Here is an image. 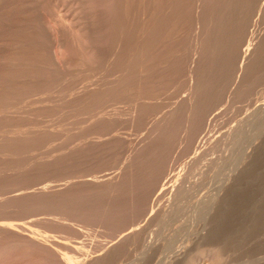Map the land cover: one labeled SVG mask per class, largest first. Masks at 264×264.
Segmentation results:
<instances>
[{"label": "rangeland", "instance_id": "374dc122", "mask_svg": "<svg viewBox=\"0 0 264 264\" xmlns=\"http://www.w3.org/2000/svg\"><path fill=\"white\" fill-rule=\"evenodd\" d=\"M155 1L0 0V224L28 229H0V264L80 263L131 227L94 263L264 264V0H183L179 21ZM196 8L225 13L197 24ZM196 31L212 44L196 49Z\"/></svg>", "mask_w": 264, "mask_h": 264}, {"label": "bare ground", "instance_id": "6f19581e", "mask_svg": "<svg viewBox=\"0 0 264 264\" xmlns=\"http://www.w3.org/2000/svg\"><path fill=\"white\" fill-rule=\"evenodd\" d=\"M154 1H155V0H154ZM157 1H159L158 3H160V4L157 3L156 5H161V6H160L161 9H160V8H157V6H156V8H157L158 10H159V9L161 10V12L163 13V14H162V13H161V14H162L163 16L166 15L167 18H168V17H169V18H174L173 21H174V20L177 21L178 18H182V17H180L181 14H182V11L184 12V11L186 10L185 7L183 6V0H157ZM191 1H192V0H191ZM200 1H201V0H200ZM204 1L206 2V0H204ZM204 1H203V3H205ZM207 1H208V0H207ZM211 1H213V0H211ZM211 1H208V2H211ZM143 2H144V1H143ZM188 2H189V1H188ZM151 3H153V2L151 1ZM155 3H156V1H155ZM155 3H153V4L155 5ZM185 3H187V1H186ZM192 3H194V5H195V2H192ZM196 3H197V2H196ZM198 3H199V2H198ZM206 3H207V2H206ZM142 4H143V3H142ZM189 4H190V3H188V5H189ZM199 4H200V3H199ZM201 4H202V3H201ZM221 4L224 5V4H226V3H223V2H222ZM227 4H228V3H227ZM232 4H233V2H232ZM154 5H153V6H154ZM186 5H187V4H186ZM186 5H185V6H186ZM188 5H187V6H188ZM191 5H193V4H191ZM191 5H189L188 7H191ZM194 5H193L191 8H189L190 11H191V9H193V8L195 9ZM216 5H217V4H216ZM216 5H212V7H213V6H216ZM219 5H220V3H219ZM219 5H218V6H219ZM223 5H220V6L222 7ZM228 5H229V4H228ZM237 5H238V4H237ZM187 6H186V7H187ZM200 6H201V5H200ZM200 6H199V7H200ZM203 6H204V7H202V6H201V7H202V8H205V7H206V9H207V6H206L205 4H204ZM229 6H230V5H229ZM240 6H241V5H240ZM150 7H151V6H150ZM188 7H187V8H188ZM196 7H197V5H196ZM221 7H220V8H221ZM230 7H231V9H232V5H231ZM230 7H229V8H230ZM143 8H144V7H143ZM215 8L217 9V6H216ZM218 8H219V7H218ZM220 8H219L218 10L222 11V9H220ZM222 8L224 9V8H226V6H224V7H222ZM152 9H153V8H152ZM154 9H155V6H154ZM157 9H156V10H157ZM182 9H185V10H182ZM196 9H197L198 11H197V10H196L197 12L195 11V12H196V14H195L196 19H194V21L197 20L198 22L196 21V23L198 24V23L200 22V21H199V18H200V16L202 17L203 14L201 15V14L199 13L201 8H200V9L196 8ZM206 9H205V10H206ZM208 9H210V8L208 7ZM216 9L213 8L212 11H213V10L215 11ZM234 9H235V8H234ZM234 9H232V10H234ZM146 10H147V9H146ZM146 10H145V8H144V11H145V12H143V15H142V21H143L142 25H143V26H142V28L140 29L141 31H139V32L141 33V34H140L141 36H140V38H139V39H140V45H141V47L143 48V50H144V49L147 50V48H149L150 46H152V45H150V42H151L150 39H152V38H150V36H149V31H150L151 28H148V26H146V21L149 22L147 17H148L150 14H147V11H146ZM202 10H204V9H202ZM202 10H201V11H202ZM218 10L215 12L216 14H217ZM232 10L229 11V13L231 14V16H230V14H229V15L227 14V13H228V10H227L226 14L228 15V18H229V17H233V18H234V16L238 15V14H236V15L232 16ZM148 11H150V10H148ZM151 11H152V10H151ZM186 11H187V12H186ZM186 11H185V13H183V14H186V13L189 14V13H190V11H189V13H188V10H186ZM193 11H194V10H193ZM207 11H208V13L211 14V12H210L211 9H210V11H209V10H207ZM207 11H205L204 13L206 14ZM220 11H219V12H220ZM152 12H153V11H152ZM157 12H158V11H157ZM195 12H194V13H195ZM238 12H239V11H238ZM148 13H149V12H148ZM153 13H154V12H153ZM164 13H165V14H164ZM192 13H193V12H192ZM194 13H193L192 15H194ZM215 13L213 14V12H212V14H211L212 17H215V16H214ZM220 13H221V14H220ZM220 13H219V14H220L221 16L219 15V17H218V14H217V16H216V17H217V18H216L217 20H218L220 17L223 16V14L225 13V11H224L223 13H222V12H220ZM155 14H156V13H155ZM157 14H159L160 17L162 16L160 13H157ZM190 14H191V13H190ZM199 14H200V15H199ZM205 14H204V15H205ZM210 14H208V15H210ZM204 15H203V16H204ZM227 15H224V16H225L224 18H226ZM182 16H183V15H182ZM185 16H186V15H184V17H185ZM205 16H206V15H205ZM205 16H204V17H205ZM150 17H151V16H150ZM156 17H157V16H156ZM191 17L194 18V16H190L189 19H190ZM207 17L209 18V16H207ZM207 17H205V18L208 19ZM236 17H240V16L238 15V16H236ZM153 18H154V17H153ZM153 18H152V20H153ZM161 18H163V17H161ZM192 18H191V19H192ZM154 19H155V18H154ZM186 19H187V18H186ZM191 19H190V20H191ZM202 19H204V18L202 17ZM206 19H205V20H206ZM211 19H212V18H211ZM229 19H230V18H229ZM234 19H235V18H234ZM234 19H233V21H234ZM236 19H237V18H236ZM240 19H241V18H240ZM240 19H239V20H240ZM170 20H171V19H170ZM170 20L168 19V22H169ZM179 20H180V19H178V21H179ZM184 20H185V19H183V20H181V21H184ZM212 20H214V18H213ZM224 20H226V19H224ZM155 21H156V20H155ZM161 21L164 22L162 19H161L159 22H161ZM165 21H166V20H165ZM187 21H188V19L186 20V22H187ZM231 21H232V18H231ZM235 21H236V20H235ZM240 21H241V20H240ZM168 22H167V23H168ZM186 22H182V23H184V25H185V24L187 25L188 23H186ZM188 22H189V21H188ZM191 22H193V20H192ZM207 22H209V21L207 20ZM218 22H219V21H218ZM218 22H217V23H218ZM220 22H221V21H220ZM229 22H230V20H229ZM241 22H242V21H241ZM172 23H174V22H172ZM177 23H178V22H177ZM179 23H180V22H179ZM179 23H178V24H179ZM182 23H181V24H182ZM196 23H195V24H194V22L192 23V24L195 25V27H194L195 30L197 29V27H196ZM201 23L204 24L203 22H201ZM214 23H216V22L214 21ZM214 23H213V24H214ZM227 23H228V20L226 21L225 24H227ZM230 23H231V22H230ZM230 23L227 24L228 27L226 26V28H229ZM168 24H169V23H168ZM170 24H171V23H170ZM208 24H209V23H207V25H208ZM233 24L235 25V23H233ZM151 25H152V23H151ZM153 25H154V24H153ZM160 25H161V24H160ZM182 25H183V24H182ZM186 25H185V26H186ZM189 25H190V24H189ZM200 25H201V24H200ZM209 25H211V23H210ZM209 25H208V27H210V28L215 26V25H214V26H213V25H212V26H209ZM220 25H221V24H220ZM231 25H232V24H231ZM231 25H230V26H231ZM234 25H233V27H234ZM237 25H238V23H237ZM169 26H170V25H169ZM177 26H178V25H177ZM185 26H183V27H184V30H185ZM201 26H203V25H201ZM216 26L218 27L219 25H216ZM216 26H215V27H216ZM164 27H165V26H164ZM190 27H192V26L190 25ZM215 27H214V28H215ZM219 27H220V28H224V27H222V25L219 26ZM219 27H218L217 29L220 30ZM231 27H232V26H231ZM233 27H232V28H233ZM237 27H239V26H237ZM162 28H163V27H162ZM170 28L172 29V26H171ZM173 28H174V27H173ZM187 28H188V27H187ZM202 28L205 29V26H203ZM232 28H230V29L232 30ZM235 28H236V25H235ZM164 29H165V28H164ZM192 29H193V28H192ZM207 29H209V28H207ZM211 29H212V28H211ZM217 29L215 28V29H213V30L216 31ZM154 30H155V29H154ZM169 30H170V29H169ZM172 30H173V29H172ZM180 30H181V29H180ZM186 30H187V29H186ZM186 30H185V31H186ZM190 30H191V29H190ZM195 30H194V31H195ZM205 30H206V29H205ZM213 30H211L212 33L214 32ZM228 30H229V29H228ZM231 30H230V33H233V31L231 32ZM160 31H161V30H160ZM182 31H183V30H182ZM206 31H207V30H206ZM222 31L224 32V29H221V32L217 31V32H215V33H216V34H218V32H219V33H222ZM225 31H226V30H225ZM168 32H169V31H168ZM173 32H175V31H173ZM251 32H252V31H251ZM251 32H250V33H251ZM152 33L154 34L153 31H152ZM160 33H161V32H160ZM166 33H167V32H166ZM170 33H171V32H170ZM177 33H178V34H180V33L183 34V32H180V33L177 32ZM177 33H176V34H177ZM184 33L187 34V32H184ZM190 33H191V32H190ZM205 33H206V32H205ZM205 33H203V32H199V31H196L195 34H193L194 37H193V36H192V37L195 38V43H194V44H195L196 49H199V50H200V48L203 47V45H204L203 42H204V39H205L204 36L206 37V36L208 35L209 30H208V33H206L207 35H206ZM215 33H214V34H215ZM224 33L226 34V32H224ZM224 33H223V34H224ZM235 33H237V31L234 32V34H235ZM158 34H159V33H158ZM161 34H164V33H161ZM204 34H205V35H204ZM216 34H215V35H216ZM223 34H222V35H223ZM234 34H231L232 37H233ZM168 35H170V34L168 33ZM174 35H175V34H174ZM184 35H185V34H184ZM190 35H191V34H190ZM210 35H212L211 32H210ZM244 35H245V34H244ZM244 35H243V36H244ZM152 36H153V35H152ZM155 36H156V35H155ZM171 36H172V35H171ZM171 36H170V37H171ZM176 36H177V35H176ZM225 36H226V37H227V36L229 37V33L227 32V35H225ZM249 36H250V35H249ZM249 36H245V37L241 40V42H245V43H246V40L248 39ZM165 37H166V35H165ZM173 37H174V36H173ZM173 37H171V38H173ZM186 37H187V35H186ZM208 37H211V36L208 35V36H207V39H208ZM235 37H236V35H235ZM153 38H154V37H153ZM155 38H156V37H155ZM161 38H162V37H161ZM167 38H168V36H167ZM175 38H176V37H175ZM175 38H174V40H175ZM177 38H178V37H177ZM177 38H176V39H177ZM180 38H181V36H180ZM184 38H185V37H184ZM187 38H188V37H187ZM190 38H191V37H190ZM190 38H189V39H190ZM213 38H214V37H213ZM219 38H220V37H219ZM230 38H231V37H229V39H228V38H227V39L225 38V39H226V40H229V41L232 40V39H234V37H233L232 39H230ZM250 38H251V36H250ZM157 39H158V38H157ZM157 39H156V40H157ZM163 39L165 40V38H163ZM163 39H162V40H163ZM168 39H169V38H168ZM168 39H167V40H168ZM210 39H211V38H210ZM214 39H217V41H218V38H217V37H215ZM223 39H224V38H223ZM223 39L220 38V40H223ZM158 40H159V39H158ZM170 40H172V39H170ZM180 40H181V39H180ZM186 40H187V39H186ZM190 40H191V39H190ZM211 40H212V39H211ZM176 41H177V40H176ZM176 41L174 42L175 44H176ZM188 41H189V40H188ZM188 41H187V42H188ZM206 41H210V40L208 39V40H206ZM212 41H214V40H212ZM232 41H233V44H234V43H235L234 40H232ZM248 41H249V39H248ZM152 42H153V41H152ZM152 42H151V43H152ZM156 42H157V41H156ZM161 42H162V41H161ZM164 42H165V41H164ZM179 42H180V41H179ZM183 42H185V41L183 40ZM193 42H194V41H193ZM210 42H211V41H210ZM214 42H216V41H214ZM214 42H213V43H214ZM224 42H226V41H224ZM167 43H169V42H167ZM181 43H182V41H181ZM218 43H219V42H218ZM218 43H217V44H218ZM153 44H154V42H153ZM156 44H157V43H156ZM162 44H163V42H162ZM165 44H166V43H165ZM177 44H178V43H177ZM182 44H183V43H182ZM194 44H193V46H194ZM211 44H212V42H211ZM211 44H210V45H211ZM215 44H216V43H215ZM215 44H213V45H215ZM217 44H216V45H217ZM221 44H222V48H225V47H223V46H226V45L228 46L227 43L224 44V43L222 42ZM223 44H224V45H223ZM131 45H133V43H131ZM160 45H161V43H160ZM160 45L157 44V46H159V47H160ZM167 45H168V44H167ZM183 45H184V44H183ZM183 45H182V46H183ZM216 45H215V46H216ZM242 45H243V44H242ZM246 45H247V44H246ZM128 46H129V44H128ZM155 46H156V45H155ZM171 46H172V44H171ZM171 46H170V47H171ZM175 46H176V45H175ZM175 46H174V47H175ZM179 46H180V45H179ZM179 46H178V47H179ZM182 46H180V47H182ZM190 46H191V45H190ZM215 46H214V47H215ZM218 46H219V48L221 47L220 45H218ZM218 46H217V47H218ZM247 46H248V45H247ZM129 47L131 48V46H129ZM163 47L166 48L165 45H164ZM174 47H173V51H172V52H174ZM176 47H177V46H176ZM180 47H179V48H180ZM184 47H185V46H184ZM209 47H210V46H209ZM214 47H213V48H214ZM217 47H216V49H217ZM229 47L231 48V46H229ZM150 48H151V47H150ZM161 48H162V47H161ZM171 48H172V47H171ZM171 48H170V49H171ZM252 48H253V47H252ZM252 48H251V46L249 45L245 50H242V51H243V54H242V59H243V60H241V62H242L241 70L245 67L244 64H245V62H247V61H245V60H246V59L248 60V57H249L250 55H252V53L254 52V50H253ZM154 49H156V48H154ZM154 49H153V51H154ZM181 49H182V48H181ZM181 49H179V50H181ZM186 49H187V46H186ZM189 49H190V48H189ZM191 49H192V47H191ZM211 49H212V47H211ZM214 49H215V48H214ZM226 49L228 50L229 48L226 47ZM145 50H144V51H145ZM187 50H188V49H187ZM187 50H186V51H187ZM199 50H198V51H199ZM207 50H208V49H207ZM207 50H206V51H207ZM221 50H222V52H223L224 49H221V48H220V50L218 49V51H221ZM229 50H230V49H229ZM229 50H228V51H229ZM150 51H151V50H150ZM158 51L160 52V49H158ZM161 51H162V50H161ZM169 51H170V52H169ZM188 51H189V50H188ZM200 51H201V50H200ZM211 51H212V50H211ZM224 51H225V50H224ZM137 52H138V51H137ZM151 52H152V51H151ZM159 52H158V53H159ZM168 52L171 53V50H168ZM176 52H177V51H176ZM179 52H180V51H179ZM184 52H185V51H184ZM208 52H210V51H208ZM215 52H217V50H215ZM222 52H221V53H222ZM128 53H129V52H128ZM138 53H140V52H138ZM146 53H147V52H146ZM148 53H149V51H148ZM158 53H156V55H157ZM169 53H168V54H169ZM186 53H187V52H186ZM202 53H203V51H202ZM224 53H225V52H224ZM126 54H127V52H126ZM159 54H162V53H159ZM163 54H164V53H163ZM165 54H166V53H165ZM171 54H172V53H171ZM174 54H175V53H174ZM174 54H173V55H174ZM219 54H220V53H219ZM222 54H223V53H222ZM139 55H141V54H139ZM147 55H149V54H147ZM147 55H145V56H147ZM151 55H154V54H151ZM169 55H170V54H169ZM181 55H182V54H181ZM181 55H180V56H181ZM212 55H213V54H212ZM215 55H216V54H215ZM124 56H125V55H124ZM124 56H123V57H124ZM132 56H133V55H132ZM143 56H144V54H143ZM143 56H138V57H143ZM145 56H144V57H145ZM157 56H158V55H157ZM160 56H161V55H160ZM166 56H168V55H165V57H166ZM174 56H175V55H174ZM176 56H177V55H176ZM213 56H214V55H213ZM217 56H218V55H217ZM130 57H131V56H130ZM163 57H164V56H163ZM182 57H183V56H182ZM126 58H127V57H126ZM159 58H160V57H159ZM173 58H174V57H173ZM180 58H181V57H180ZM184 58H185V57H184ZM214 58H215V57H214ZM218 58H219V57H218ZM115 59H116V58H115ZM130 59H131V58H130ZM135 59H136V58H135ZM135 59H134V60H135ZM143 59H144V58H143ZM149 59H151V57H150ZM149 59H148V61H149ZM152 59H153V58H152ZM154 59H155V56H154ZM157 59H158V58H157ZM164 59H165V58H164ZM164 59L162 58L161 61L164 60ZM174 59H175V58H174ZM190 59H191V58H190ZM249 59H250V58H249ZM109 60H110V59H109ZM122 60H123V58H122ZM124 60H125V59H124ZM138 60H139V59H138ZM138 60H137V62L135 61V63H138ZM155 60H156V59H155ZM169 60H170V59H169ZM169 60H168V61H169ZM172 60H173V59H172ZM176 60H177V59H176ZM110 61H111V60H110ZM117 61H118V60H117ZM140 61H141V60H140ZM152 61H153V60H152ZM159 61H160V60H159ZM159 61H158V62H159ZM126 62H127V60H126ZM129 62H130V60H129ZM141 62H142V61H141ZM155 62H156V61H155ZM179 62H180V61H179ZM179 62H176V63H179ZM181 62H182V61H181ZM121 63H122V62H121ZM123 63H125V61H124ZM127 63H128V62H127ZM127 63H126V65H127ZM131 63H132V62H131ZM133 63H134V62H133ZM150 63H151V62H150ZM152 63H153V62H152ZM166 63L169 64V62H166ZM170 63H171V60H170ZM118 64H119V63H118ZM138 64H139V63H138ZM142 64H143V63H142ZM148 64H149V63H148ZM171 64H172V63H171ZM135 65H136V64H135ZM139 65H141V64H139ZM152 65H154V64H152ZM159 65H160V64H159ZM164 65H165V63H164ZM127 66H128V65H127ZM127 66H126V67H127ZM145 66H146V64H145ZM145 66L143 65L144 68H145ZM148 66H149V65H148ZM157 66H158V65H157ZM113 67H115V66H113ZM123 67H124V66H123ZM150 67H151V66H150ZM152 67L154 68V66H152ZM160 67H162V66H160ZM165 67L167 68V66H165ZM165 67H164V68H165ZM171 67H172V65H171ZM117 68H118V67H117ZM128 68H129V66H128ZM128 68H127V69H128ZM132 68H133V67H132ZM138 68H139V67H138ZM144 68H143V69H144ZM147 68H148V67H147ZM157 68H158V67H157ZM108 69H110V68H108ZM129 69H131V67H130ZM134 69H135V68H134ZM136 69H137V68H136ZM141 69H142V68H141ZM158 69H159V68H158ZM173 69H175V68H173ZM173 69H172V70H173ZM110 70H111V69H110ZM123 70H124V69H123ZM132 70H133V69H132ZM144 70H145V69H144ZM148 70H149V69H148ZM154 70H155V68H154ZM161 70H162V69H161ZM129 71H131V70H129ZM134 71H135V70H134ZM138 71H139V70H138ZM170 71H171V70H170ZM110 72H111V71H110ZM121 72H122V71H121ZM126 72H127V71H126ZM150 72H151V70H150ZM150 72H149V73H150ZM153 72H155V71H153ZM153 72H152V73H153ZM156 72H157V71H156ZM156 72H155V73H156ZM194 72H195V71H194ZM122 73H123V72H122ZM139 73H140V71H139ZM142 73H144V72H141V74H142ZM146 73L148 74L147 71H146ZM162 73H163V72H162ZM164 73H165V72H164ZM130 74H132V73H130ZM166 74H167V73H166ZM114 75H115V74H114ZM117 75H119V74H117ZM126 75H127V74H126ZM138 75H139V74H138ZM148 75H149V74H148ZM164 75H165V74H164ZM109 76H110V75H109ZM115 76H116V75H115ZM142 76H143V74H142ZM159 76H160V74H159L157 77H159ZM166 76H167V75H166ZM110 77H111V76H110ZM120 77H122V75H120ZM129 77H130V75H129ZM129 77H128V78H129ZM140 77H141V76H140ZM140 77H139V79H140ZM144 77H145V75H144ZM146 77H147V76H146ZM154 77H156V76H154ZM164 77H165V76H164ZM122 78H123V77H122ZM141 78H142V77H141ZM149 78H150V77H149ZM151 78H153V77L151 76ZM151 78H150V80H151ZM117 79H118V78H116V80H117ZM129 79H130V78H129ZM143 79H144V81H145V78H143ZM143 79H142V80H143ZM147 79H148V78H146V80H147ZM154 79H156V78H154ZM163 79H164V78H163ZM107 80H108V79H107ZM109 80H110V79H109ZM114 80H115V79H114ZM123 80H124V79H123ZM126 80H128V79L126 78ZM148 80H149V79H148ZM152 80H153V79H152ZM157 80H158V79H157ZM110 81H111V80H110ZM119 81H121V80H119ZM144 81H143V82H144ZM158 81H159V80H158ZM112 82H113V81H112ZM115 82H116V81H115ZM121 82H122V81H121ZM124 82L126 83V81H124ZM124 82H123V83H124ZM141 82H142V81H141ZM148 82H150V81H148ZM163 83H164V82H163ZM108 84H109V83H108ZM110 84H112V83L110 82ZM121 84H122V83H121ZM126 84H127V83H126ZM144 84H145V83H144ZM146 84H147V83H146ZM154 85H155V84H154ZM117 86H118V84H117ZM124 86H125V85H124ZM111 87H112V86H111ZM149 87H150V86H149ZM157 87H158V85H157ZM123 88H124V87H123ZM152 88H154V86H152ZM111 89H112V88H111ZM121 89H122V88H121ZM124 89H125V88H124ZM156 89H157V88H156ZM156 89H155V90H156ZM113 90H114V88H113ZM113 90H112V91H113ZM115 90H116V89H115ZM118 90H119V89H118ZM125 90H126V89H125ZM141 90H142V89H141ZM150 90H151V89H150ZM109 91H110V90H109ZM109 91H108V93H109ZM148 91H149V90H148ZM124 92H126V91H124ZM119 93H120V92H119ZM154 93H156V91H155ZM123 94H124V93H122V95H123ZM106 95H107V94H106ZM114 95H115V94H114ZM118 96H119V95H118ZM124 98H125V95H124ZM114 99H115V98H114ZM185 99H186V98H185ZM106 100H107V99H106ZM147 100H148V99H147ZM113 101H114V100H113ZM115 101H116V100H115ZM117 101H119V100H117ZM130 101H131V99H130ZM130 101H129V102H130ZM183 102H184V101H183ZM185 102H187V101H185ZM108 103H111V100H110V102H108ZM114 103H116V102H114ZM119 103H120V102H119ZM131 103H132V102H131ZM131 103H129V105H128V100H127V102H126V104H127L128 106H130ZM98 104H99V103H97V106H99ZM117 104H118V102H117ZM83 105H84V104H83ZM102 105H103V104H102ZM102 105H101V106H102ZM110 105H111V104H110ZM110 105H109V106H110ZM133 105H134V103H133ZM81 106H82V105H81ZM86 106H87V105H86ZM88 106H89V105H88ZM94 106H95V105H94ZM121 106H122V105H121ZM76 107H77V106H76ZM95 107H96V106H95ZM103 107H104V106H103ZM116 107H117V106H116ZM78 108H79V107H78ZM87 108H88V107H87ZM104 108H105V107H104ZM108 108H109V107H108ZM113 108H115V107H113ZM123 108H124V106H123ZM111 109H112V107H111ZM128 109H129V108H128ZM76 110H78V109H76ZM76 110H75V111H76ZM106 110H107V109H106ZM119 110H121V109H119ZM119 110H117V112H118ZM78 111H79V110H78ZM83 111H84V109H83ZM98 111H99V110H98ZM107 111H109V110H107ZM114 111H115V110H114ZM121 111H122V110H121ZM76 112H77V111H76ZM95 113H96V112H95ZM99 113H100V112H99ZM81 114H82V113H81ZM83 114H84V113H83ZM93 114H94V113H93ZM93 114H92V115H93ZM123 114H124V112H123ZM79 115H80V114H79ZM112 115H113V114H112ZM117 115H118V114H117ZM120 115H121V114H120ZM125 115H126V114H125ZM77 116H78V115H77ZM99 116H100V115H99ZM107 116H108V115H107ZM95 117H96V116H95ZM119 117H120V116H119ZM123 117H124V116H123ZM88 118H89V117H88ZM115 118H116V117H115ZM76 119H77V118H76ZM79 119H80V118H79ZM96 119H97V118H96ZM113 119H114V118L112 117V120H113ZM89 120H91V119H89ZM108 120H109V119H108ZM119 120H120V118H119ZM113 121H114V124H115L116 120H113ZM77 122H78V121H77ZM81 122H82V121H81ZM84 122H85V121H84ZM84 122H83L82 124H84ZM78 123H79V122H78ZM118 123H119V122H118ZM110 125H111V124H110ZM115 125H116V124H115ZM78 128H79V126H78ZM113 128L115 129V127H113ZM92 137H93V136H92ZM261 138H262V137H261ZM89 139H90V138H89ZM94 140H95V139H94ZM92 144H93V143H92ZM253 147H254V146H253ZM256 147H257V146H256ZM250 149H251V148H250ZM252 149H253V148H252ZM252 151H253V150H252ZM257 152H258V150H257ZM247 153H248V152H247ZM255 153H256V152L253 151V152H251V153L248 154V158H249L250 162H249V160H248V165H246L242 170H239V173H238V174L236 175V177H235V184H236V185L240 186L241 183H243V182H242V179H241L242 173H243L244 171L246 172V171L248 170V168H249L250 166H252L251 164H252L253 156H255V155H254ZM246 158H247V157H246ZM248 158H247V159H248ZM254 161H255V160H254ZM246 163H247V162H246ZM241 166H242V165H241ZM167 181H168V180H167ZM112 182H113V181H112ZM119 182H120V180H119ZM93 183H94V182H93ZM95 184H96V183H95ZM167 184H168V183H167ZM167 184H166V185H167ZM230 184H231V183H230ZM103 185H104V184H103ZM96 186H97V185H96ZM43 189H44V188H43ZM49 189H50V188H49ZM162 189L164 190L165 188H162ZM162 189H161V192H162ZM167 189H169V188H167ZM45 190H46V189H45ZM50 191H51V190H50ZM40 193H42V192H40ZM163 193H164V192H163ZM19 195H20V194H19ZM160 195H161V194H160ZM20 196H21V195H20ZM22 196H23V195H22ZM14 197H15V196H14ZM153 209H154V208H153ZM133 227H134V226H133ZM131 228H132V227H131ZM131 228L129 229L130 232H128L129 230H127L128 233L126 232L125 234H123V235L120 237V239H119L117 242H115V244H113L112 246L110 245V247H108V249L104 252V255H100V256H98V257H96V258H95V257H87V258H84V260L81 259V260H80V263H76L75 261L69 259L68 261L65 260V261L63 262V264H95L96 261H98V260H100V259H102V258H104V257L106 258V256H108V255H109L112 251H114L116 248H118V247H120V246H123V244H125V242L127 243V241H129V240H131V239H134V240H133V242H134L136 236L139 235V234L142 232V231H141L142 229L139 230L138 228H135V227H134V228L131 230ZM139 228H141V227H139ZM0 229H2V230H6V231H9V232H16V234H17V233H19V234H24L23 232L28 231L27 226L24 225L23 223H22V224H21V223H19V224L2 223V224H0ZM29 231H30V230H29ZM33 233H34V232H33ZM36 235H37V234H36ZM20 236H21V235H20ZM33 236H34V235H33ZM139 236H140V235H139ZM139 236H138V237H139ZM144 237H145V236H144ZM35 238H36V237H35ZM140 238H141V237H140ZM140 238H139V239H140ZM136 239H137V238H136ZM145 239H146V238H145ZM39 241H40V240H39ZM41 241H43V240H41ZM49 241H50V240H49ZM131 241H132V240H131ZM138 241H139V240H138ZM36 242H37V241H36ZM136 243H137V242H136ZM39 244H40L41 246H43V245H44V246H49V247L51 246V245H47L46 242H44V241H43V242H39ZM128 244H129V243H128ZM133 244H134V243H133ZM54 245H55V246H58V244L56 245L55 242H54ZM59 246H60V244H59ZM49 247H48V248H49ZM60 247H61V246H60ZM51 248H52V246H51ZM77 261H79V260H77ZM94 262H95V263H94Z\"/></svg>", "mask_w": 264, "mask_h": 264}]
</instances>
